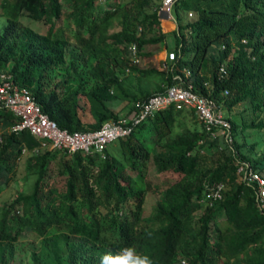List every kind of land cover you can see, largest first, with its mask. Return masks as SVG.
Listing matches in <instances>:
<instances>
[{
    "label": "trees",
    "instance_id": "trees-1",
    "mask_svg": "<svg viewBox=\"0 0 264 264\" xmlns=\"http://www.w3.org/2000/svg\"><path fill=\"white\" fill-rule=\"evenodd\" d=\"M148 3L0 0V67L69 130L95 127L165 84L188 82L224 110L230 139L208 136L190 109L167 105L108 142L103 156L56 147L29 151L35 138L25 128L9 129L18 117L0 107V183L12 176L21 154L24 174L33 175L28 191L15 190L0 203V264H99L102 253L125 246L150 255L153 264H264V211L253 182L236 169L246 161L264 179V154H248L235 137L238 126L264 124V0H172L170 46L157 5ZM62 13L67 23L59 30L54 19ZM20 15L36 20L35 27ZM112 20L116 27L109 28ZM128 42L135 43V61ZM166 47L174 56L164 57V67L139 63ZM58 65L66 69L60 75ZM82 96L89 119L78 111ZM114 98L128 102L123 113L108 104ZM239 100L252 113L247 121L226 110ZM184 113L198 124L171 133L174 117ZM148 160L175 176L152 180ZM53 167L60 189L48 180ZM217 180L221 196L207 204L203 190ZM148 189L155 195L144 212Z\"/></svg>",
    "mask_w": 264,
    "mask_h": 264
},
{
    "label": "built area",
    "instance_id": "built-area-1",
    "mask_svg": "<svg viewBox=\"0 0 264 264\" xmlns=\"http://www.w3.org/2000/svg\"><path fill=\"white\" fill-rule=\"evenodd\" d=\"M172 0H160L158 17H171L169 7ZM189 13V11H187ZM127 49L132 61L137 60L134 42L127 43ZM173 57L172 49H164V57ZM184 71L187 69L183 68ZM224 72L222 64L217 66V73ZM226 89L223 88V92ZM132 108L116 118H105L97 126L85 129L69 130L58 126L56 122L41 110L27 86L14 82L10 72L0 67V107L7 108L16 114L18 119L9 123L8 128L16 130L25 128L36 140L29 151H36L38 147H56L72 151L80 149L83 152H97L104 155V147L113 139L128 133L138 121L167 105L175 108L190 109L201 126L210 137L220 135L225 140L230 139L228 121L222 116L219 104L213 97L199 94L191 89L190 84L172 82L161 89L152 91L141 100H134ZM20 151H25L22 145ZM236 169L241 176L254 184V199L259 209L264 211V179L256 170L249 167L246 161L238 162ZM222 182H211L201 196L202 201L212 203L221 196ZM184 262L183 258H180Z\"/></svg>",
    "mask_w": 264,
    "mask_h": 264
},
{
    "label": "rangeland",
    "instance_id": "rangeland-1",
    "mask_svg": "<svg viewBox=\"0 0 264 264\" xmlns=\"http://www.w3.org/2000/svg\"><path fill=\"white\" fill-rule=\"evenodd\" d=\"M122 1V0H120ZM160 0H149L148 6L146 8L152 7L155 4L157 5L156 9L158 10V4H159ZM63 10L68 9V6L64 3L63 4ZM189 16V14H187V12H185V14H183V16ZM3 15L0 14V28L2 26V22H3ZM19 20L23 23H26L32 27H35L36 25V20L31 19V18H25L24 16H18ZM162 21H163V25L166 28H163L160 24V20L161 18H159V24H160V28L164 31H166L165 34V42H166V46H170L173 44L172 42V33L170 30V28H172L173 24H171L170 22L173 23V19L171 17L167 18L162 17ZM66 19L64 18V13L60 14L56 19H54V27L56 29L60 30V26L65 28V24L67 23L65 21ZM40 27L44 28L46 23L45 22H39ZM116 27V24L113 22H111L110 27L109 28H113ZM167 49V47H166ZM170 49V48H168ZM147 62H151L153 63L155 66H165L166 65V61L164 60V48L159 49L158 51H156L153 55L151 60H139V63L141 65L146 64ZM56 67L55 70L57 71V74H61L63 73L65 69L64 65H58V66H54ZM143 80V78L141 79ZM146 81V79H144ZM148 87L150 88L149 90H152V83L148 82ZM108 104L113 107L114 109H118L119 113H123L128 106V102L125 101L124 99H120V98H114L111 100L107 101ZM246 101H237L234 104H232L231 106H229L228 112L230 113V115L235 118L237 121H239V119H242L243 121H247L249 119V117L252 115V113L249 111L248 106H244V104L246 105ZM79 104L80 107L78 108V111L80 113V116L83 119H89L90 118V113L88 111V104L87 101L84 99V97H80L79 98ZM224 110H222L221 108V113H223ZM197 125L198 121L189 117L188 113H184L183 116L181 115H176L173 119L172 125H171V133L180 129L181 127H183L184 125ZM235 137L237 140H239V142L241 143L240 148L243 151H247L248 154L250 155H257V154H264V124L261 127H251V126H247V127H243V128H239V126L236 128L235 131ZM107 147L109 149H111V143L107 144ZM154 149V147L152 148V150ZM204 154L206 155L207 152H209V148H205L203 149ZM23 155L21 154V156L19 157L18 160V164L16 165L14 172L12 174V176H10L6 182H2L0 183V203L4 200L9 198L14 192L15 190H22V191H28L30 189V185H31V180L33 178L32 174L26 175L24 174V170H23ZM203 162L208 163V161L205 159V157H203ZM147 176H149L152 180H159V181H167L169 179H172L175 176V173L170 171L169 169L166 170H157L153 163L148 160L147 161ZM55 168L53 167V173L51 174V176L48 178V180H51L52 177L54 179L55 185L58 187L57 189H60V187L62 186V178L58 175L57 172H55ZM225 186V183L223 182V187ZM154 189H148L147 191H145V198H144V205H143V210L144 212H146L149 209V204L152 200V197L155 195L154 193ZM200 209L197 208L194 210V213L198 212Z\"/></svg>",
    "mask_w": 264,
    "mask_h": 264
},
{
    "label": "clouds",
    "instance_id": "clouds-1",
    "mask_svg": "<svg viewBox=\"0 0 264 264\" xmlns=\"http://www.w3.org/2000/svg\"><path fill=\"white\" fill-rule=\"evenodd\" d=\"M99 264H153V260L150 255L138 252L135 247L125 246L118 251L102 253Z\"/></svg>",
    "mask_w": 264,
    "mask_h": 264
},
{
    "label": "crops",
    "instance_id": "crops-1",
    "mask_svg": "<svg viewBox=\"0 0 264 264\" xmlns=\"http://www.w3.org/2000/svg\"><path fill=\"white\" fill-rule=\"evenodd\" d=\"M171 24H173L172 22H170Z\"/></svg>",
    "mask_w": 264,
    "mask_h": 264
},
{
    "label": "water",
    "instance_id": "water-1",
    "mask_svg": "<svg viewBox=\"0 0 264 264\" xmlns=\"http://www.w3.org/2000/svg\"><path fill=\"white\" fill-rule=\"evenodd\" d=\"M171 16V15H170Z\"/></svg>",
    "mask_w": 264,
    "mask_h": 264
}]
</instances>
